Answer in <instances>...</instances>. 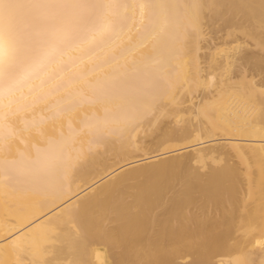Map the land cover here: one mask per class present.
<instances>
[{
	"label": "bare ground",
	"instance_id": "bare-ground-1",
	"mask_svg": "<svg viewBox=\"0 0 264 264\" xmlns=\"http://www.w3.org/2000/svg\"><path fill=\"white\" fill-rule=\"evenodd\" d=\"M0 35V264H264V0H0Z\"/></svg>",
	"mask_w": 264,
	"mask_h": 264
},
{
	"label": "snow or ice",
	"instance_id": "snow-or-ice-1",
	"mask_svg": "<svg viewBox=\"0 0 264 264\" xmlns=\"http://www.w3.org/2000/svg\"><path fill=\"white\" fill-rule=\"evenodd\" d=\"M13 55L12 48L10 45H6L2 35H0V60L3 58H11Z\"/></svg>",
	"mask_w": 264,
	"mask_h": 264
},
{
	"label": "rangeland",
	"instance_id": "rangeland-1",
	"mask_svg": "<svg viewBox=\"0 0 264 264\" xmlns=\"http://www.w3.org/2000/svg\"><path fill=\"white\" fill-rule=\"evenodd\" d=\"M216 34H217V33H216ZM216 34H212V35H213V37H215V36H217V35H218V34H217V35H216ZM209 35H210V34H209ZM212 35H211V36H212Z\"/></svg>",
	"mask_w": 264,
	"mask_h": 264
}]
</instances>
